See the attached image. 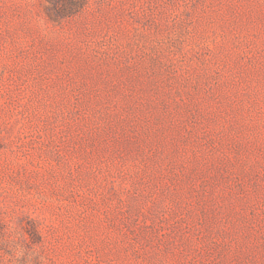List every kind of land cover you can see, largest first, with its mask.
<instances>
[{"label": "rangeland", "instance_id": "rangeland-1", "mask_svg": "<svg viewBox=\"0 0 264 264\" xmlns=\"http://www.w3.org/2000/svg\"><path fill=\"white\" fill-rule=\"evenodd\" d=\"M0 264H264V0H0Z\"/></svg>", "mask_w": 264, "mask_h": 264}]
</instances>
